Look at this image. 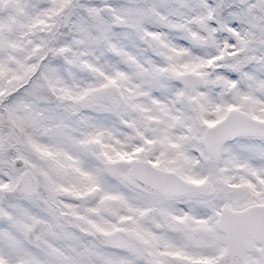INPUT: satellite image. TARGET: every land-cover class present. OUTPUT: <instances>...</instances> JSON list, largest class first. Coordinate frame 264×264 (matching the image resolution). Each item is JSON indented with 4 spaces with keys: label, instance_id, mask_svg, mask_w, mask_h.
<instances>
[{
    "label": "snow or ice",
    "instance_id": "obj_1",
    "mask_svg": "<svg viewBox=\"0 0 264 264\" xmlns=\"http://www.w3.org/2000/svg\"><path fill=\"white\" fill-rule=\"evenodd\" d=\"M0 264H264V0H0Z\"/></svg>",
    "mask_w": 264,
    "mask_h": 264
}]
</instances>
